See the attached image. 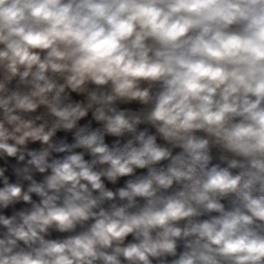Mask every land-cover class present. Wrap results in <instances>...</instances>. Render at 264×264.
<instances>
[{"label":"clouds","instance_id":"1","mask_svg":"<svg viewBox=\"0 0 264 264\" xmlns=\"http://www.w3.org/2000/svg\"><path fill=\"white\" fill-rule=\"evenodd\" d=\"M0 264H264V0H0Z\"/></svg>","mask_w":264,"mask_h":264}]
</instances>
